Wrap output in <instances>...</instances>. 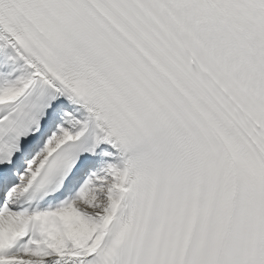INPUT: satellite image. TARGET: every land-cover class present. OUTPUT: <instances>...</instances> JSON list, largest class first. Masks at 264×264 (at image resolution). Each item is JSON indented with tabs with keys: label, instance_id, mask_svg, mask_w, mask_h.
<instances>
[{
	"label": "snow or ice",
	"instance_id": "1",
	"mask_svg": "<svg viewBox=\"0 0 264 264\" xmlns=\"http://www.w3.org/2000/svg\"><path fill=\"white\" fill-rule=\"evenodd\" d=\"M0 264H264V0H0Z\"/></svg>",
	"mask_w": 264,
	"mask_h": 264
}]
</instances>
